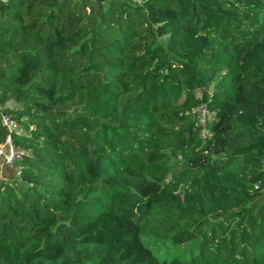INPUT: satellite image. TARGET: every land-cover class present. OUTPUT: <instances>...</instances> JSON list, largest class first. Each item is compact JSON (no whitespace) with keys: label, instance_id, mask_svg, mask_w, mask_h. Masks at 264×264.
I'll list each match as a JSON object with an SVG mask.
<instances>
[{"label":"trees","instance_id":"trees-1","mask_svg":"<svg viewBox=\"0 0 264 264\" xmlns=\"http://www.w3.org/2000/svg\"><path fill=\"white\" fill-rule=\"evenodd\" d=\"M8 100L0 264H264V0H0Z\"/></svg>","mask_w":264,"mask_h":264},{"label":"built area","instance_id":"built-area-1","mask_svg":"<svg viewBox=\"0 0 264 264\" xmlns=\"http://www.w3.org/2000/svg\"><path fill=\"white\" fill-rule=\"evenodd\" d=\"M199 115V124L201 126V134L203 137L211 135V132L208 129V120H212L214 115L213 113L205 106L198 107ZM1 121L5 127L11 132L17 130L19 132L23 131L22 127H18L17 121L13 118L10 113H3L1 115ZM29 153V150L21 147L14 143L11 134L9 133L5 140L0 144V158L2 164L16 169L18 172L17 163L23 159V157Z\"/></svg>","mask_w":264,"mask_h":264},{"label":"rangeland","instance_id":"rangeland-1","mask_svg":"<svg viewBox=\"0 0 264 264\" xmlns=\"http://www.w3.org/2000/svg\"><path fill=\"white\" fill-rule=\"evenodd\" d=\"M0 106H4V107H9L10 109H18L20 107V104L14 102L13 100H8L7 102H5L4 104H0ZM12 114V113H10ZM13 118L17 121L18 127H22V123L23 121L26 120V117L24 118H20L18 119V116L16 115H12ZM3 169V170H2ZM1 173H0V179L4 178L5 175H12V177L14 175H17V170H14V168L11 167H1Z\"/></svg>","mask_w":264,"mask_h":264},{"label":"water","instance_id":"water-1","mask_svg":"<svg viewBox=\"0 0 264 264\" xmlns=\"http://www.w3.org/2000/svg\"><path fill=\"white\" fill-rule=\"evenodd\" d=\"M171 177H172V174L170 173V174L168 175V180L171 179Z\"/></svg>","mask_w":264,"mask_h":264}]
</instances>
